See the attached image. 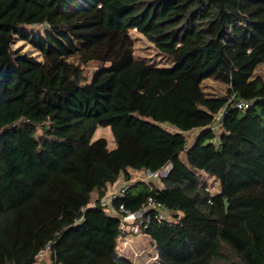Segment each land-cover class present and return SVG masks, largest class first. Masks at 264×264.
<instances>
[{
  "label": "trees",
  "instance_id": "1",
  "mask_svg": "<svg viewBox=\"0 0 264 264\" xmlns=\"http://www.w3.org/2000/svg\"><path fill=\"white\" fill-rule=\"evenodd\" d=\"M34 24L44 35H20L40 61L12 50ZM131 29L168 63L134 57ZM263 62L264 0H0V264H43L46 245L56 264H131L98 200L130 170L168 162L158 185L130 184L114 201L134 211L153 195L175 217L146 230L155 263L264 264ZM208 78L225 94L207 96ZM100 126L113 147L92 140Z\"/></svg>",
  "mask_w": 264,
  "mask_h": 264
},
{
  "label": "built area",
  "instance_id": "2",
  "mask_svg": "<svg viewBox=\"0 0 264 264\" xmlns=\"http://www.w3.org/2000/svg\"><path fill=\"white\" fill-rule=\"evenodd\" d=\"M227 104H231L232 107L244 110L248 108L250 102L241 98L237 99L234 94H231L227 100ZM223 113L224 108L216 114L212 128H216L219 125ZM170 168L171 163L168 162L156 171L142 169L139 172L145 174L146 177L144 180H160L161 177L167 175ZM131 181L130 175L128 178L121 175L114 183L107 186L104 195L99 198L98 202L108 215L119 220L120 233L115 240L114 246L116 254L129 259L131 264H152L158 261L156 243L152 242V245L149 248H147V246H136L130 241V235H146V230L152 221H156L157 223H174L176 222V219L174 216H171L170 211H168L162 202L157 200L153 195H149L146 202L138 210L133 211L126 208L123 204L115 206L114 201L125 194L127 187L130 184H133ZM96 200L97 198L92 199L86 207L81 209V211L94 207ZM80 220L81 218L75 219V222H79ZM49 250V245H46L38 252L37 258H43ZM52 264L56 263L52 261Z\"/></svg>",
  "mask_w": 264,
  "mask_h": 264
},
{
  "label": "rangeland",
  "instance_id": "3",
  "mask_svg": "<svg viewBox=\"0 0 264 264\" xmlns=\"http://www.w3.org/2000/svg\"><path fill=\"white\" fill-rule=\"evenodd\" d=\"M18 32L14 37V40L12 41V50L14 53H20V54H28L39 61L42 60V57L40 55V52L36 50V48L33 46L30 40L21 39V32H27L30 35V38L34 37H40L44 35L45 28L42 25H25L17 28ZM129 35L133 42V55L136 58L143 59L147 62L156 64V65H166L168 63V60L160 54L154 47L152 43H150L141 33L137 32L135 29L129 30ZM35 35V36H34ZM69 61L75 62L78 64L79 59L76 58L74 55L69 58ZM96 67L95 62H89L87 65L84 66V74L89 77L92 70ZM255 74L259 75L264 78V62L258 65V67L255 70ZM203 90L208 96H222L225 94V85L213 78H209L204 81L203 83ZM192 137L195 135V133H191ZM99 137L106 138L108 142L109 147H113L115 140L112 135L111 129L109 126H100L97 127L95 130L92 140L97 139ZM130 178L131 182L133 184L142 182V181H148L145 179V174L139 172V171H130ZM202 180L206 181L207 185L210 186V190L212 192L218 191V182L212 178L211 176L205 174V173H199L198 174ZM157 185L160 183L159 180H153ZM96 192L92 193V199H95ZM133 237H139L142 239L143 242H145V245L147 248L151 247L152 244H149V239L145 234H138V235H130V239ZM47 255L44 257L43 264H52V261L49 258H46ZM157 264V263H152Z\"/></svg>",
  "mask_w": 264,
  "mask_h": 264
},
{
  "label": "crops",
  "instance_id": "4",
  "mask_svg": "<svg viewBox=\"0 0 264 264\" xmlns=\"http://www.w3.org/2000/svg\"><path fill=\"white\" fill-rule=\"evenodd\" d=\"M209 79V78H208ZM207 80V79H206ZM206 94V93H205ZM208 96V95H207ZM114 145H115V143H114ZM130 171H133V170H130ZM129 171V172H130ZM199 173H205V172H203V171H198L197 172V174H199ZM206 174V173H205ZM94 192H96V195H97V191H94ZM93 192V193H94ZM146 236H147V238L149 239V244H152V242H153V240L149 237V235H147L146 234ZM130 241L133 243V244H135L136 246H138V245H140V246H146L145 245V242H143L142 241V239H140L139 237H133V238H131L130 239ZM157 264H159V263H157Z\"/></svg>",
  "mask_w": 264,
  "mask_h": 264
},
{
  "label": "water",
  "instance_id": "5",
  "mask_svg": "<svg viewBox=\"0 0 264 264\" xmlns=\"http://www.w3.org/2000/svg\"><path fill=\"white\" fill-rule=\"evenodd\" d=\"M94 191H96V190H94ZM94 191H93V192H94ZM224 202H225V209H227V207H228L227 200H226V199H224Z\"/></svg>",
  "mask_w": 264,
  "mask_h": 264
}]
</instances>
